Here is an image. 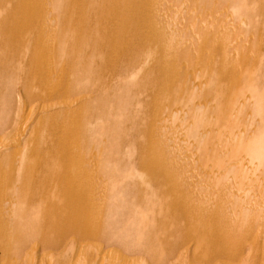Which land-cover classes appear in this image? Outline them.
<instances>
[{"label":"bare ground","instance_id":"6f19581e","mask_svg":"<svg viewBox=\"0 0 264 264\" xmlns=\"http://www.w3.org/2000/svg\"><path fill=\"white\" fill-rule=\"evenodd\" d=\"M263 26L264 0H0V264H264Z\"/></svg>","mask_w":264,"mask_h":264},{"label":"rangeland","instance_id":"374dc122","mask_svg":"<svg viewBox=\"0 0 264 264\" xmlns=\"http://www.w3.org/2000/svg\"><path fill=\"white\" fill-rule=\"evenodd\" d=\"M257 32H258V31H256V33H257ZM261 32H264V26H263V28H262V31H261ZM135 150H136V151H138V150H139V148H138V147H136V148H135Z\"/></svg>","mask_w":264,"mask_h":264}]
</instances>
